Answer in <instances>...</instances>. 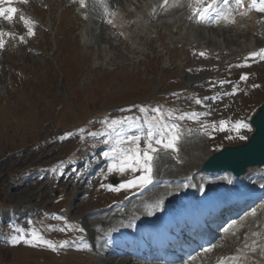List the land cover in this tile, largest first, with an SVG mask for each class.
Here are the masks:
<instances>
[{
  "label": "rangeland",
  "instance_id": "rangeland-1",
  "mask_svg": "<svg viewBox=\"0 0 264 264\" xmlns=\"http://www.w3.org/2000/svg\"><path fill=\"white\" fill-rule=\"evenodd\" d=\"M124 2L125 0H107L109 5L118 3L124 6ZM37 3H39V1H37ZM36 5L38 10H42L43 7L45 8L44 4L41 6L39 4ZM62 5L63 3L60 4L57 2V6H55L52 13H49V10L47 9V14H45V19H47V30L45 29L42 31L38 41L34 40L33 44L29 43L28 46L31 49H29V53L26 52L25 49L19 48L20 45H18L17 50H14L13 48L10 54L14 59H21L23 62L28 61L29 65L34 64L33 67H35L36 70L39 69L43 72L47 69L44 76L46 84L38 83L36 86H31L29 88L32 91L31 94H27L30 95L28 97L30 105L27 106L24 102L17 104L18 107L16 114L18 121L16 123L11 119L12 115L8 116L0 110V200L11 205L12 208L11 211H8V209L1 210L0 214L2 213L3 217L0 218V224L1 221L6 222L7 219L8 221H21L19 226L24 225V227L18 228L21 234V236H17L19 240L26 236V222L24 221L26 217H24V215L29 213V222L32 224L34 223L37 226L41 223L43 225L47 224V226H45L47 233L48 231L51 232L52 229L49 222L55 219L57 216V210L60 207L63 206L65 208L64 215H71V212L75 208L76 198L72 195L70 185H62L61 188L57 184L55 186H53L54 184H48L46 187L43 184H40L35 187L30 183V177L19 179V173L22 172L27 165L33 166L53 161L56 158L55 155L59 153L61 157L71 144V142L69 143L66 141V149L64 148L61 150L58 147L53 146L55 143L50 144L49 141H46L39 146H32L31 143L34 140L44 137L45 133L51 131L50 126H46V129L43 131V124L46 125L45 122L56 117L58 108L61 106L62 102H66V107L64 110H61L62 113L60 117L70 124H76L83 120L85 121L89 115V109L92 114H94L96 113L94 109L103 107L111 109L114 106L132 101L135 97V92L137 90H143L146 87L145 84L142 83H148V80L153 76L152 70L154 69L155 64L149 63L148 61L153 55L155 45L159 44V38L152 40L151 36L150 38H144L145 45L142 49H136L128 42L121 43L118 39L113 38L111 30L106 26L102 27L100 33L98 32L96 34L95 32H91L94 30H100L98 27H95L90 30L89 36L96 41L99 48H95L91 45H81L82 50L75 51L72 55V51L68 50L71 43H78L77 37H75V40L70 43L67 37L64 36V38L60 39L58 47V40L54 38V30L51 28L52 22L50 20L54 21L52 14L56 16V21H58L60 17L59 7ZM22 27V25L15 26L18 30ZM171 27L172 26H164L167 31H169ZM180 29L182 30L181 35H179V33L175 35L169 33L167 35L169 45H166H173L176 47L178 44H184V46L177 48V52L174 50L177 53L175 55V64L168 69L165 68L168 65L167 59L164 60L162 68L167 74H172L173 72L177 74L181 73L183 82L189 84L195 73V71L189 72V68L193 67L189 45L193 42L192 47L195 46L196 41L194 38H191L190 32L186 33L188 29ZM150 30L151 27L145 25L142 33L147 34ZM86 32V30L82 29L81 33L86 35ZM165 34L166 32L162 36ZM182 34H184V36ZM231 37L233 36L231 35ZM84 38L86 39V36H84ZM156 40L157 42L154 43ZM231 40L233 41V39ZM143 41L140 43H144ZM148 50H150V53L146 54L143 59L142 55ZM242 52L243 47L240 46L236 51L232 50L230 56L235 59L238 56H241ZM184 54L186 56L185 60L183 59ZM248 59L251 60V57L248 56ZM69 60L75 62V68L70 72H66L69 78L64 83L62 71L68 67ZM174 66L176 67L174 68ZM261 67V63H258L257 66L249 67L250 72L254 73L259 71L262 75V79L257 80L260 83H253V86L249 88V90H245V106H240V113H230L224 116V121H230L229 118L231 115L238 116L240 121L241 117H247L249 112L255 110L258 104L264 99V66L262 69ZM247 69L248 68H246V70ZM71 85H73V92H70ZM65 86H68L66 91ZM2 90L3 88L0 87V91ZM144 92H146V89H144ZM227 107L229 112L231 109H235L231 103H229ZM175 123H177V121L174 120V124ZM249 132L248 128H240L239 131H236L232 127L229 138L235 139V141L243 140L244 138L241 139V137H244V134H249ZM72 137L74 140H77V135ZM19 149H22L21 151L24 153L22 154L20 151L17 152ZM52 149L53 153L50 154L49 157H44V155ZM193 157L195 156L193 155ZM161 167L162 164H160L158 168L161 169ZM10 172H13V174L10 175ZM13 175L16 179H13ZM27 180L28 182H26ZM18 185L22 186L17 188ZM42 190L45 191L44 195L41 194ZM57 190L60 192L59 194H61L60 200L54 195V192H57ZM76 190H78L77 186L75 188V191ZM81 203L82 199L79 200L77 209H81ZM32 205L36 207L34 210H32ZM87 208L88 205L85 203V212ZM30 210L32 211L30 212ZM45 210H48V212H45ZM31 214L36 217L35 220H32L33 217L30 216ZM86 218H89L87 219L89 225L88 220L91 219L90 215ZM76 219L82 220L79 212L77 213ZM42 224L41 226H43ZM262 227L263 225L260 226V229ZM260 229L258 228L259 231ZM0 237L4 242L8 240L5 236ZM233 237L236 239V236ZM56 258L59 259L56 255L53 256L51 253L40 251L38 249L20 246L9 248L6 247L5 243L3 245L0 244V264H48L50 261L57 260ZM64 258L72 264H79L82 260L81 256L75 253H69ZM61 261L64 262V260ZM52 264L58 263L54 261Z\"/></svg>",
  "mask_w": 264,
  "mask_h": 264
},
{
  "label": "snow or ice",
  "instance_id": "snow-or-ice-1",
  "mask_svg": "<svg viewBox=\"0 0 264 264\" xmlns=\"http://www.w3.org/2000/svg\"><path fill=\"white\" fill-rule=\"evenodd\" d=\"M7 2L10 4L11 0H7ZM27 2V0H25ZM84 0H81V4L83 5ZM5 3V0H0V4ZM223 3L226 8H228L229 4H235L236 6L243 8L245 6L244 0H223ZM250 10H255L259 13H264V0H250V3L248 5ZM211 6L209 8L204 9H197L196 15L200 20L204 19V15L210 10ZM17 9L15 7H9V8H3L0 7V16H3L5 12H8L9 15L6 17V19L11 20L13 13H15ZM229 11H232V9H229ZM23 19V18H22ZM220 19H226L229 20L228 15L222 10L219 15H217L214 20L218 21ZM229 22H234V20H229ZM28 35H34L33 29L29 28ZM21 40L23 41V37H21ZM3 47V40L0 39V48ZM200 55H204V53H200ZM250 57H257L259 56L260 59H264V48L259 49V51H255L249 54ZM247 59V58H246ZM241 80L246 79V75H242L240 77ZM235 91V89H234ZM200 101H197L199 103ZM141 111H145L144 109H141ZM158 111V110H155ZM183 118V117H181ZM220 130H225V128L228 126V122L221 120L219 121ZM177 125L173 124L171 126V129H175ZM234 130L239 131L240 128H248L249 125L243 121H236L235 124L232 126ZM171 129L169 130L171 132ZM178 133L173 136L171 139L165 141L163 136H157L151 128L146 133V147H140L139 142L142 140V137L139 135L134 136H128L126 139L130 144L136 145L135 149L128 148L127 150H122L120 155L123 157L122 160L119 161L120 164V171H124L125 168L128 170H131L133 173L136 172H142L144 174L139 176H133L132 179L127 180L124 184H121L120 188H132L139 184H145L151 182V161L153 160V155L155 153H158L159 149L162 147L163 149H173L174 148V141L178 137ZM245 137H241L243 139ZM123 142V141H121ZM155 144V146H154ZM113 153H115V149L111 150ZM151 153V154H150ZM109 152H104V156H109ZM115 159V157H113ZM109 171H113V168L110 167ZM111 187V186H109ZM117 191L119 188L116 189ZM83 231V229H81ZM50 248H55L54 245L48 243L47 241H44Z\"/></svg>",
  "mask_w": 264,
  "mask_h": 264
},
{
  "label": "water",
  "instance_id": "water-1",
  "mask_svg": "<svg viewBox=\"0 0 264 264\" xmlns=\"http://www.w3.org/2000/svg\"><path fill=\"white\" fill-rule=\"evenodd\" d=\"M253 122L258 126V131L248 145L236 149L225 150L215 156L213 160L207 164L206 168H231L237 173H241L245 170L247 165L264 164V106L254 118ZM223 161L225 163H223Z\"/></svg>",
  "mask_w": 264,
  "mask_h": 264
},
{
  "label": "bare ground",
  "instance_id": "bare-ground-1",
  "mask_svg": "<svg viewBox=\"0 0 264 264\" xmlns=\"http://www.w3.org/2000/svg\"><path fill=\"white\" fill-rule=\"evenodd\" d=\"M160 1H163V0H160ZM151 4L152 3H150V5ZM205 157L202 158V162L205 159ZM194 163H195V166H196V165H199L201 163V161L198 162V163L197 162H194ZM250 169H252V168H250ZM248 171H249V169H248ZM172 173L173 172L170 171V173H168V174H172ZM152 195H153V193H152ZM111 213H112V215H111ZM111 213H109V215L107 217H104L102 215H97V216L95 215L94 217L90 216L91 219L88 220L89 221V227L91 229V232L94 233V236L98 237V239H102L103 238L102 234L104 232L109 231V230L110 231L114 230V227H115V222L114 221L117 220V216L115 215L114 212H111ZM100 217H102V218H100ZM252 218H253L252 216H249L250 220ZM87 219H89V218H87ZM225 219H227L226 216L221 217V222H223ZM247 221H248L247 217L241 218V222L247 223ZM259 232H263V227L260 229ZM112 234L117 235V232L115 231V233H112ZM255 235H257V234H255ZM121 243L125 244L124 241H122ZM112 248L113 247L110 246L107 249H105V248H103V246H100V247L96 248V251L99 252V253L100 252H104V251L110 252L112 250ZM228 249H230V247H228V245H226V243H223L222 248L217 249V250H220V251H217V253L224 252L225 250H228ZM229 252H231V251H229ZM257 252H259V251H257ZM257 256H258V259L255 262L251 263L250 259H247V257L245 255L239 254V255H235V256H232L230 258H227V261L225 262V264H264V251L262 252V254H260V252H259ZM106 263L107 264H135L133 262L130 263L125 256H113L111 259L106 260Z\"/></svg>",
  "mask_w": 264,
  "mask_h": 264
}]
</instances>
